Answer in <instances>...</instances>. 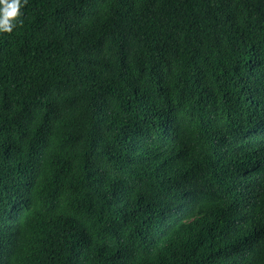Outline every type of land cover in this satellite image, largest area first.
I'll list each match as a JSON object with an SVG mask.
<instances>
[{
  "label": "trees",
  "instance_id": "obj_1",
  "mask_svg": "<svg viewBox=\"0 0 264 264\" xmlns=\"http://www.w3.org/2000/svg\"><path fill=\"white\" fill-rule=\"evenodd\" d=\"M0 32V264H264V0H28Z\"/></svg>",
  "mask_w": 264,
  "mask_h": 264
},
{
  "label": "clouds",
  "instance_id": "obj_2",
  "mask_svg": "<svg viewBox=\"0 0 264 264\" xmlns=\"http://www.w3.org/2000/svg\"><path fill=\"white\" fill-rule=\"evenodd\" d=\"M28 0H0V32L11 33L17 23H22V7Z\"/></svg>",
  "mask_w": 264,
  "mask_h": 264
}]
</instances>
